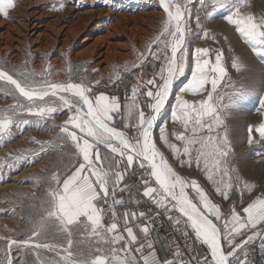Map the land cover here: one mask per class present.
Here are the masks:
<instances>
[{
    "label": "snow or ice",
    "instance_id": "1",
    "mask_svg": "<svg viewBox=\"0 0 264 264\" xmlns=\"http://www.w3.org/2000/svg\"><path fill=\"white\" fill-rule=\"evenodd\" d=\"M159 2L166 14L161 30L130 66L142 68L150 56L153 66L159 62V71L143 82L146 92L139 85L132 87L123 104L117 96L94 92L93 83L98 85L100 81L73 79L72 73L79 69L69 67V79L56 81L51 79V65L41 72L29 70L27 64L24 70L0 65V91L14 100L0 108V142L11 137L14 127L47 123L54 114L66 110L68 119L54 125L59 128L56 146L62 155L66 153L76 160L70 174L46 169L48 176L37 177L38 183L47 184L44 196L36 205L25 239L0 237L5 245L0 249V264H16L13 249L21 254L22 264H27L30 253L34 264H177L178 260L180 264H252L245 249L258 238L264 252V191L244 201L245 193L251 194L256 185L242 178L233 167L227 123L229 113L243 102L247 90L226 80L222 50L216 51L213 61L208 48L197 47L189 63L190 0ZM15 6L14 0H0V14L7 17ZM52 7L62 10L65 4ZM202 7L212 9L205 13L206 17L227 8L230 14L223 19L264 59V15L243 11L248 5L239 0H204ZM195 20L201 27L199 14ZM201 31L208 36L206 30ZM233 67L239 71V62ZM186 68L191 69V78L179 89L171 111V119L179 128L169 133L160 127L159 140L180 167L195 166L201 170L223 201L239 192V200L227 213L196 179L179 174L153 135L174 82L185 75ZM115 78H121L119 73ZM189 94L193 99L185 98ZM141 96L146 103L140 102ZM260 107L264 109V99L260 100ZM248 133L249 144L257 142L253 133L264 140V122L249 126ZM34 142L41 145L40 153L32 152L38 160L47 151L44 143ZM21 160L27 157L6 158L0 168L15 167ZM137 169L138 183H125L126 177L134 176ZM124 192L129 193L128 200L117 198ZM133 195L148 198L186 238L205 246L207 253L185 262L177 250L176 259L158 260L153 242L147 239L151 234L148 225L154 223L151 210H116L117 206L127 208L134 203ZM237 204L241 205L239 211ZM106 219L110 223L106 224ZM139 220L147 223L137 225Z\"/></svg>",
    "mask_w": 264,
    "mask_h": 264
},
{
    "label": "rangeland",
    "instance_id": "2",
    "mask_svg": "<svg viewBox=\"0 0 264 264\" xmlns=\"http://www.w3.org/2000/svg\"><path fill=\"white\" fill-rule=\"evenodd\" d=\"M143 0H91V3H83L81 0H14L15 7L9 10V15L4 17L0 14V21H6L13 23L15 21L14 12L27 8L30 4L41 3V7H44L47 11L63 12L67 7L74 6L76 10L83 11L89 6L95 7H107L115 15L106 16L104 19L105 25L109 26L119 20L120 14H131L134 12L135 3H141ZM150 3H155L159 0H147ZM63 2L65 4V10H54L53 5H57ZM204 0H190L188 5L192 19L190 21V27L192 29L188 37L189 48V63H192V57L194 50L197 47L208 48L210 50V57L214 61L217 50L223 52V62L227 69L228 77L233 84L237 87L244 86L247 90V95L243 102L234 107L229 113V119L227 121L229 125V139L231 140L232 155L231 161L233 167L239 172L242 178L248 180L250 183L256 185V188L251 194L245 193L244 201L247 202L256 195H259L264 191V140L259 138L258 133H253L254 139L257 142L248 143L249 126L257 127L260 123L264 122V109L260 107V100L264 99V59L256 55L249 45H247L239 33L234 30V26L227 23L223 16L230 14L227 8L216 10L212 15L205 16L206 12H211L212 9L208 7H202ZM241 4L247 3L248 7L243 9L245 12H252L258 17L264 15V0H239ZM130 3V4H129ZM85 4V5H84ZM127 5L123 8L121 5ZM138 5V3H137ZM82 6V8H81ZM82 9V10H81ZM72 14V15H71ZM74 16L75 13H71ZM118 14V15H117ZM199 14L202 24L201 27H197L195 16ZM51 20V19H49ZM65 22L72 21L71 18H66ZM70 24V23H68ZM108 24V25H107ZM162 27V22L160 23ZM132 26L131 24L128 25ZM152 31L151 35H145L141 33L143 40L139 38L133 39L135 33H128L127 35L118 34L114 37L108 38V42L117 53L127 54L128 56H116L108 64L103 66H96V57L88 56H76L81 53L88 44H82L80 39L70 43L65 49L62 61L55 62L53 59L58 56L59 45L54 47L50 51H43L36 53L33 51L32 44L26 45L19 56H15L17 53L13 48L3 49L0 46V65H5L9 69L24 70L25 64L29 70L41 72L45 66L51 65V71L54 73L51 77L52 80L66 81L69 79L68 68L79 69L72 73L73 79L87 78L89 82L100 81L98 85L93 83L94 92H105L110 96H117L120 98L121 103L125 102L126 95L131 94V89L134 86H140L141 90L146 92L143 82L152 78L153 74L159 71V62H153L151 57L143 61V67L131 68V63L137 61L141 52H146L151 42L158 35L161 30ZM201 28L208 32V36H204ZM151 32V31H150ZM97 34L94 35L96 37ZM145 36V37H144ZM56 39L57 36L53 35ZM138 38V37H137ZM74 40V39H73ZM135 41V42H134ZM130 42V44H128ZM129 46L124 49V44ZM122 45V46H121ZM130 47V48H129ZM104 49V45L99 50ZM81 51V52H80ZM155 51V49H153ZM39 55V56H38ZM41 57V58H40ZM40 59V60H39ZM235 62H239L240 70L238 71L233 67ZM94 65V66H93ZM116 73H119L120 79L117 80ZM191 69L186 68L185 75L175 80L173 85V91L170 94L165 108L162 110L157 120V125L154 137L156 138L158 146L161 148L169 159V162L173 164L179 174L189 180L196 179L203 187H205L209 196L217 204H220L222 210L227 213L232 204L239 200V192L228 201H223L222 198L214 191V187L206 180L203 172L197 169L195 166L180 167L176 163L175 156L170 150L159 140L160 127H164L169 133L177 130L179 126L175 124L171 119V111L175 107L176 97L178 89H180L186 81L190 78ZM180 95V93L178 94ZM186 99H193L189 94L185 96ZM141 103H146L145 97L141 96ZM14 103V100L10 96H6L3 91H0V108H5L7 105ZM146 112L148 109H145ZM69 113L65 110L63 113L54 114V117L45 123L40 121L32 123L28 126L20 125L18 128L12 129L11 137L7 138L5 142H0V163L6 158L22 155L27 157V160H21L16 162L15 167H3L0 168V237L25 239V231L29 228V221L34 217L36 213V205L40 199L44 196L46 183H38L37 177H46L50 171L61 170L64 173L70 174L74 168L72 165L76 164L75 158H70L66 153L61 154L59 148L56 146V137L59 133V128H54V125L63 124L68 119ZM31 120H35L34 117H27ZM19 123V121H18ZM117 126H120L117 121ZM131 135V133H129ZM172 137L170 136V139ZM40 141L44 143V150L47 151V155H43L42 158L35 160L32 152L40 153L41 145L34 142ZM237 151V152H236ZM71 160V162H69ZM34 161V162H29ZM140 171L136 170L134 176L126 177L125 183L128 178H133L136 183L139 181ZM154 186V185H153ZM135 193V189H133ZM191 194V193H190ZM134 197V196H133ZM117 198H123L128 200V192H124ZM138 202V206L137 203ZM146 207V210H144ZM241 205L237 204V210H240ZM155 206L151 205L148 198L135 195V201L127 208L117 207V212L123 211H136L150 212V216L156 213ZM161 213L163 214L162 210ZM173 215H178L173 213ZM105 223H110L107 219ZM147 223L143 220V225ZM149 226V225H148ZM158 235L160 239L165 243L167 249V255L176 259V247L169 244L164 232L160 229L152 230L151 234L147 238L152 240L154 235ZM251 233H249L250 235ZM242 239V238H238ZM194 249L197 250L199 255L207 253L205 246H202L198 241L190 239ZM4 241L0 240V249L4 248ZM245 251L248 253V259L252 261V264H264V252L261 251V241L256 239L248 244ZM33 254H29L27 264H34L32 258ZM12 258L16 264H22L21 254L17 253L15 249L12 250ZM178 263V261H177Z\"/></svg>",
    "mask_w": 264,
    "mask_h": 264
},
{
    "label": "bare ground",
    "instance_id": "3",
    "mask_svg": "<svg viewBox=\"0 0 264 264\" xmlns=\"http://www.w3.org/2000/svg\"><path fill=\"white\" fill-rule=\"evenodd\" d=\"M81 2L91 3V0H81ZM137 3H135L134 12L120 14L119 20L109 26L105 25L104 18L115 14L110 12V9H106L107 7L89 6L87 9L79 11L71 6L67 7L66 10L64 9L63 12L51 13L41 7V3L30 4L29 7L16 10L13 13L15 17L13 23L0 21V46L3 49L13 48L17 52L15 56H19V53L28 44H32L33 51L41 54L43 51H50L59 45L58 56L53 59L55 62H59L62 61L67 46L81 37L80 42L88 45L76 56L96 57L94 59L96 62L95 67L103 66L116 56H128L127 54L117 53L111 43L108 42V38L118 34L135 33L133 39L139 40L143 36L141 33L149 36L152 31L159 30L161 27L160 23L166 14L163 12L161 5H158V1L150 3L143 0L141 3ZM127 6L128 4L121 5L123 8ZM71 13H75L74 16H71ZM66 18H71L72 21L65 22ZM129 24L132 26L129 27ZM95 34H97L96 37H94ZM53 35H56L57 38L55 39ZM128 44L125 43L123 48L126 49L129 46ZM103 45L104 49L99 50ZM179 93H176L177 96ZM157 129L155 126L153 135Z\"/></svg>",
    "mask_w": 264,
    "mask_h": 264
},
{
    "label": "built area",
    "instance_id": "4",
    "mask_svg": "<svg viewBox=\"0 0 264 264\" xmlns=\"http://www.w3.org/2000/svg\"><path fill=\"white\" fill-rule=\"evenodd\" d=\"M128 181L130 182V185L136 183L133 178H128L127 182ZM133 196L134 197H132V199L133 201H135V195ZM148 201L151 205H154L149 199ZM144 210H146V207H144ZM155 210H157L156 213L151 216L154 219V223L149 225L150 229L156 230L157 228L162 230L166 236L168 243L176 247V250H179V252L182 254L183 261L186 262L190 258L196 257L198 252L196 249H194V246L192 245L190 239L186 238L181 231L177 230L178 226H175L171 221H169L167 215L161 213V209L156 207ZM157 213L160 214L158 215ZM177 264H180L179 260Z\"/></svg>",
    "mask_w": 264,
    "mask_h": 264
},
{
    "label": "crops",
    "instance_id": "5",
    "mask_svg": "<svg viewBox=\"0 0 264 264\" xmlns=\"http://www.w3.org/2000/svg\"><path fill=\"white\" fill-rule=\"evenodd\" d=\"M125 102H127V101H125ZM125 102H122V104L123 103H125ZM146 111V110H145ZM120 129L121 130H123V126L120 124ZM136 224L137 225H140V226H142L143 225V220H139V221H137L136 222ZM130 226H134L135 227V225H133V224H130ZM140 239L143 241V236H140ZM152 242H153V244H154V248H153V250L156 252V255H157V259L158 260H160V261H163L164 259H169V260H173L172 258H170L168 255H167V249H166V245H165V243L160 239V237L158 236V235H154L153 237H152V240H151ZM133 247H139V245H134ZM145 255H147L148 254V252L147 251H145V253H144ZM136 256L139 258V253H136Z\"/></svg>",
    "mask_w": 264,
    "mask_h": 264
}]
</instances>
